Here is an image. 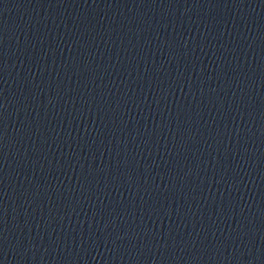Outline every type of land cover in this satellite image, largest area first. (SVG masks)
<instances>
[{
  "label": "water",
  "instance_id": "obj_1",
  "mask_svg": "<svg viewBox=\"0 0 264 264\" xmlns=\"http://www.w3.org/2000/svg\"><path fill=\"white\" fill-rule=\"evenodd\" d=\"M264 45V0H0V165L127 120Z\"/></svg>",
  "mask_w": 264,
  "mask_h": 264
}]
</instances>
